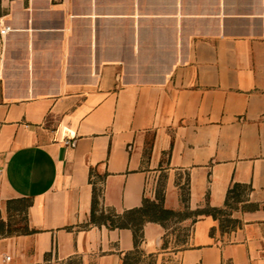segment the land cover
Instances as JSON below:
<instances>
[{
    "label": "crops",
    "instance_id": "0c3cea01",
    "mask_svg": "<svg viewBox=\"0 0 264 264\" xmlns=\"http://www.w3.org/2000/svg\"><path fill=\"white\" fill-rule=\"evenodd\" d=\"M3 25L0 221L26 202L28 233L0 236V264H123L132 233L89 224L93 187L122 214L182 211L181 190L222 208L233 185L236 227L181 220L171 252L169 220L148 222L139 255L261 264L264 0H1Z\"/></svg>",
    "mask_w": 264,
    "mask_h": 264
},
{
    "label": "trees",
    "instance_id": "16d2710c",
    "mask_svg": "<svg viewBox=\"0 0 264 264\" xmlns=\"http://www.w3.org/2000/svg\"><path fill=\"white\" fill-rule=\"evenodd\" d=\"M240 189H245L240 185H233L226 194L225 201L222 208H204L202 210H196L194 212L187 211V192L181 190V203L183 204L182 211L166 210L162 206L163 197L157 195L155 201L143 200L141 206L136 209L124 211L122 214L115 213L112 209L99 205L98 197L100 193L93 187L91 196V208L89 213V224L93 226H104L108 230L115 229H127L132 233L133 239V252L131 255H139V246L142 242V227L145 223L152 222L164 225V223L170 219L179 218L185 212L194 216V220L199 216H210L213 220L219 222V228L221 231L223 226L219 219V215L224 209L229 208V201H236L240 197L238 192ZM194 220L192 222H194ZM2 227L3 223L0 221ZM28 230L26 226H23L22 230L15 232H3L0 228V236H10L13 234H27ZM165 242L163 246H165ZM126 264V258L123 261Z\"/></svg>",
    "mask_w": 264,
    "mask_h": 264
},
{
    "label": "rangeland",
    "instance_id": "374dc122",
    "mask_svg": "<svg viewBox=\"0 0 264 264\" xmlns=\"http://www.w3.org/2000/svg\"><path fill=\"white\" fill-rule=\"evenodd\" d=\"M240 193V197L236 201H229V208L224 209V211L219 215V219L222 222V230L227 231L228 229L234 228L238 225V221L235 218H231V214L237 210H246L247 206H243L242 203L246 200V195L248 191L246 189H240L238 191ZM26 202H21L11 206V213L9 219L3 224V227L0 223V228L3 232H15L17 230H22L24 222H23V209L26 206ZM188 219L191 222L194 220V216L190 215L188 212L182 214L179 218L170 219L169 220V231H168V239L167 247L171 252L177 250L181 243L184 240V237L187 234V224L186 226L178 225L181 220ZM170 256H161L159 263H156L155 258L153 257H142L141 255H130L126 257V264H169L168 258Z\"/></svg>",
    "mask_w": 264,
    "mask_h": 264
},
{
    "label": "built area",
    "instance_id": "2783aa9c",
    "mask_svg": "<svg viewBox=\"0 0 264 264\" xmlns=\"http://www.w3.org/2000/svg\"><path fill=\"white\" fill-rule=\"evenodd\" d=\"M1 1V0H0ZM9 32V27L3 25L0 26V41L2 38ZM67 144V143H66ZM4 260H7V258H4ZM261 264H264V259L262 260Z\"/></svg>",
    "mask_w": 264,
    "mask_h": 264
}]
</instances>
